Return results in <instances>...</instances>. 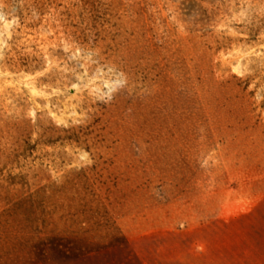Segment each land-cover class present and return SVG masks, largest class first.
<instances>
[{"label":"rangeland","instance_id":"374dc122","mask_svg":"<svg viewBox=\"0 0 264 264\" xmlns=\"http://www.w3.org/2000/svg\"><path fill=\"white\" fill-rule=\"evenodd\" d=\"M0 264H264V0H0Z\"/></svg>","mask_w":264,"mask_h":264}]
</instances>
